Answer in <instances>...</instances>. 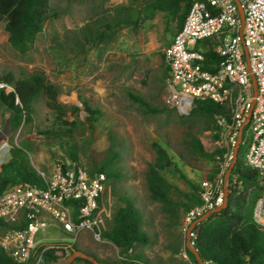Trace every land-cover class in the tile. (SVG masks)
Instances as JSON below:
<instances>
[{
    "label": "rangeland",
    "instance_id": "rangeland-1",
    "mask_svg": "<svg viewBox=\"0 0 264 264\" xmlns=\"http://www.w3.org/2000/svg\"><path fill=\"white\" fill-rule=\"evenodd\" d=\"M130 5L131 0H51L53 17L25 55L11 47L5 22L0 21V78L7 75L18 78L22 72L39 71L64 92L59 98L63 115L50 109L45 98H40L34 103L33 122L21 126L14 135L4 134V116L0 115V137L6 136L7 145L12 141L16 144L32 141V164L50 176L58 159L65 157L63 140L67 138L51 136L48 142L41 131L59 128L60 121L84 123L70 128L75 130L71 143L79 146L80 162L88 170L91 158L100 160L112 151L120 154L118 163L125 177L113 183L114 187L118 195L130 197L141 211L143 229L151 237L148 246H138L136 251L153 264H196L190 255H184L187 233L182 227L168 226L160 205L149 197L145 182L148 166L155 158L154 145L159 142L169 149L182 174L198 184L205 179L203 176H215L213 172L220 168L217 161L198 158L186 147L187 132L193 131L207 151L216 150L214 135L203 130L204 121L187 120L166 102L169 75L164 51L173 40L175 22H166L163 14L157 13L137 30L118 27L108 39L100 41L90 40L82 31L87 26L104 30L100 22L104 17L116 15L119 6ZM129 93L143 97L156 112L134 103ZM80 98L98 106L101 115L96 119L90 116ZM9 149L10 145L6 150ZM8 157L9 153L5 160ZM165 175L183 191L191 192L176 168L165 171ZM98 232L97 228L82 232L75 244L78 251L94 254L106 263H120L118 248L101 235L96 237ZM44 235L58 237L60 233L52 228ZM181 244L180 252L174 253L172 249ZM73 253L57 256V262L43 260L41 264H67ZM77 259L84 258L77 257L71 264H86Z\"/></svg>",
    "mask_w": 264,
    "mask_h": 264
},
{
    "label": "built area",
    "instance_id": "built-area-1",
    "mask_svg": "<svg viewBox=\"0 0 264 264\" xmlns=\"http://www.w3.org/2000/svg\"><path fill=\"white\" fill-rule=\"evenodd\" d=\"M204 41L209 44L200 46ZM215 42L219 62L206 66L203 53ZM164 58L169 67L166 102L179 114L189 116L199 100L229 109L228 114L216 117L219 130L213 144L221 151L216 158L219 172L213 180L201 181V204L182 221L188 233L195 220L224 204L231 176L227 173L242 128L247 142L244 160L264 186V0L194 2L182 29L165 48ZM0 88L7 94L13 91L3 83ZM42 176L44 186L22 182L0 197V248L12 259L11 264H41L49 251L67 257L82 232L97 228L99 238L112 220V184L103 172L92 175L84 165L61 158L50 176ZM253 218L264 232V193ZM52 228L58 230V237L44 235ZM193 238L192 234L191 246Z\"/></svg>",
    "mask_w": 264,
    "mask_h": 264
},
{
    "label": "trees",
    "instance_id": "trees-1",
    "mask_svg": "<svg viewBox=\"0 0 264 264\" xmlns=\"http://www.w3.org/2000/svg\"><path fill=\"white\" fill-rule=\"evenodd\" d=\"M196 1L205 2L206 0H131L130 6H119L116 8V15L104 17L100 21L105 26L104 30L87 26L82 31L90 40L100 41L108 39L118 27L126 26L137 30L140 24L152 20L157 13H162L166 22H175L174 39L182 29L192 4ZM143 2L141 7L134 6ZM52 17L51 0H0V21L5 22L9 44L20 55H25L32 50L45 24ZM207 44L209 42L204 41L200 43V46ZM217 46L218 43L215 42L210 45L209 50L203 53L206 66L219 62V56L215 51ZM168 72L169 67L167 66V75ZM0 83L13 88L9 94L6 93L5 88H0V115L4 116L5 135H14L21 126L33 122L34 103L40 98H45L50 109L63 115V110L59 105V98L64 94L63 89L56 83L49 82L42 72H22L18 78L14 75H7L0 78ZM129 97L146 110L156 112L143 97L133 93H129ZM80 101L90 116L96 119L101 115L98 106L92 105L85 98H80ZM77 110L78 108H74V111ZM228 113L229 109L223 104L210 100H199L190 115L184 118L187 120L202 119L205 124L203 130L215 137L219 130L216 117ZM5 114H8L7 118ZM88 121L91 122L89 119ZM60 123L59 128H48L41 132L45 134L48 142L51 136L60 135L62 139L67 138L63 140L65 157L83 165L79 158V146L71 143V139L75 131L72 129L84 123L64 121ZM5 135L0 137V141H5ZM186 136V147L196 157L216 161L217 156L221 154L220 150L207 151L201 139L193 131H188ZM245 144L247 145V142L243 137L229 180L226 208L213 214L193 230L194 248L199 252L205 264H264V232L253 218L254 207L264 193V186L261 184L257 171L249 167L244 160L246 148L243 149V146ZM8 145H10L9 157L0 164V197L10 187L22 182L44 186L45 180L42 176L44 171L36 168L30 159V154L34 151L32 141L26 140L18 144L12 141ZM154 149L155 158L149 164L145 177L149 197L160 205L169 227H182L185 215L201 204L199 198L201 185L182 174L164 143H156ZM119 157L118 152L112 151L106 158L100 160L91 158L89 172L92 175L103 172L111 184L119 182L125 177L123 168L118 163ZM172 168H176L181 178L190 186V193L183 191L166 177L165 171ZM218 172L219 169L213 173ZM214 177V175L203 176L207 180H213ZM112 192V220L107 222L106 229H102V238L118 248L120 263L153 264L146 259L143 253L136 251L138 246L146 247L151 243V237L143 229L141 211L134 206L130 197L118 195L114 184ZM181 246L182 244L174 247L173 252L179 253ZM72 251H78L76 245L73 246ZM185 251L198 264L193 253L187 248ZM88 255H92L101 263H106L94 254ZM58 259L54 251H49L44 255V263L57 262ZM77 260H83L86 264H94L86 259ZM11 263L12 259L0 248V264Z\"/></svg>",
    "mask_w": 264,
    "mask_h": 264
},
{
    "label": "water",
    "instance_id": "water-1",
    "mask_svg": "<svg viewBox=\"0 0 264 264\" xmlns=\"http://www.w3.org/2000/svg\"><path fill=\"white\" fill-rule=\"evenodd\" d=\"M238 4H239V7H240V15H241L242 23H244V10H243L242 5H241V3L239 1H238ZM252 77H253V82H254V87H255V96H257L258 91H257L256 80H255L254 76H252ZM254 105H255V101H253V103L251 105L250 114H249V117H248V119L246 121V124L249 122V119L251 117ZM242 132H243V128L240 130V134H239V137H238V144H237V147H236L235 152H234V161H233V163L231 164V166H230V168L228 170L227 176L231 175L232 170L235 167V164H236V161H237V158H238V154H239V150H240V146H241V143H242V134H243ZM7 146L8 145H7V143L5 141H0V164L5 161V156H6L7 153H9V150H6ZM228 193H229V190L226 191L225 202H224V204L222 206L217 207L215 210L209 211L206 214H204L203 216L199 217L197 220H195L191 224V226H190V228L188 230L187 238H186V248L191 253H193V255L195 256L196 261L198 262V264H205V263L202 260L199 252L194 248V246H191V239H192L193 230H194V228L197 225H199L200 223L206 221L213 214L218 213L221 210H223L224 208H226L227 199H228ZM77 257H82V258H84L86 260H89V261L93 262L94 264H124V263H101L98 260H96V258L93 257L92 255H88V254L80 252V251L74 252L72 254V256L69 258V262L67 264H71L73 262V260L75 258H77ZM135 264H140V263H135Z\"/></svg>",
    "mask_w": 264,
    "mask_h": 264
},
{
    "label": "crops",
    "instance_id": "crops-1",
    "mask_svg": "<svg viewBox=\"0 0 264 264\" xmlns=\"http://www.w3.org/2000/svg\"><path fill=\"white\" fill-rule=\"evenodd\" d=\"M45 173V172H44Z\"/></svg>",
    "mask_w": 264,
    "mask_h": 264
}]
</instances>
